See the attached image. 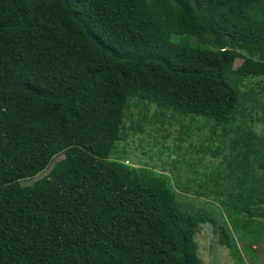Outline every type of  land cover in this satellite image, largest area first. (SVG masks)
<instances>
[{
  "label": "trees",
  "instance_id": "1",
  "mask_svg": "<svg viewBox=\"0 0 264 264\" xmlns=\"http://www.w3.org/2000/svg\"><path fill=\"white\" fill-rule=\"evenodd\" d=\"M262 96L264 0H0V264H202L207 222L235 258L230 230L259 244L264 136L243 124ZM139 104L227 144L193 195L230 226L111 158Z\"/></svg>",
  "mask_w": 264,
  "mask_h": 264
},
{
  "label": "rangeland",
  "instance_id": "2",
  "mask_svg": "<svg viewBox=\"0 0 264 264\" xmlns=\"http://www.w3.org/2000/svg\"><path fill=\"white\" fill-rule=\"evenodd\" d=\"M239 64L240 60H237L234 68ZM256 82L258 80L254 78L245 81L242 90L255 86ZM260 101L264 103V96ZM155 113L154 105L131 106L125 120V135L117 143L111 158L165 175L181 201L191 203L196 208H209L219 213L220 219L230 226L217 201L210 197L207 199L193 195L196 186L206 179L205 175H209L228 152L227 144L222 147L217 135L210 136L208 124L202 123L198 127L196 122L200 119H195V122L189 117H171L167 113L163 118L153 120ZM134 122L138 123L141 131L129 128L130 123ZM243 125L264 136V111L256 105ZM223 140L227 142V138ZM207 147L211 148L203 150ZM60 159L58 157L55 161ZM48 172L49 169L34 179L22 181L21 184L30 185ZM183 186L188 187V190L185 191ZM230 231L237 250L236 258L229 248L219 244L212 224H201L194 235V242L196 256L202 264H264V237L259 244H255L253 239L256 234L248 233L243 237L242 234L236 235ZM254 256L256 258L253 262L251 259Z\"/></svg>",
  "mask_w": 264,
  "mask_h": 264
},
{
  "label": "flooded vegetation",
  "instance_id": "3",
  "mask_svg": "<svg viewBox=\"0 0 264 264\" xmlns=\"http://www.w3.org/2000/svg\"><path fill=\"white\" fill-rule=\"evenodd\" d=\"M254 258H256V257L254 256V257L251 259V260H253V262L255 261Z\"/></svg>",
  "mask_w": 264,
  "mask_h": 264
}]
</instances>
